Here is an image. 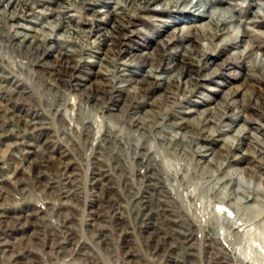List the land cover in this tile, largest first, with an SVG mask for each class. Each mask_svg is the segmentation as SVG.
I'll use <instances>...</instances> for the list:
<instances>
[{
	"label": "rangeland",
	"instance_id": "1",
	"mask_svg": "<svg viewBox=\"0 0 264 264\" xmlns=\"http://www.w3.org/2000/svg\"><path fill=\"white\" fill-rule=\"evenodd\" d=\"M9 1L0 0V264H264V149L236 163L237 138L228 157L221 149L240 126L264 135V71L237 55L264 59V0H203L211 11L233 4L235 22L213 40L200 29L208 20L167 9L171 0ZM30 29L42 32L34 45ZM207 49L212 65L191 63L189 76L208 81L178 72L184 52ZM151 67L163 69L148 82L163 79L168 94L135 86ZM175 77L184 85L167 82ZM235 90L252 124L232 117L224 94ZM217 104L226 110L212 114ZM236 173L245 183L227 188Z\"/></svg>",
	"mask_w": 264,
	"mask_h": 264
},
{
	"label": "bare ground",
	"instance_id": "2",
	"mask_svg": "<svg viewBox=\"0 0 264 264\" xmlns=\"http://www.w3.org/2000/svg\"><path fill=\"white\" fill-rule=\"evenodd\" d=\"M63 1V5L67 3V1H70V0H61ZM78 0H75V2H77ZM85 1V0H83ZM19 2H22V1H19V0H10L9 1V4L10 5H13V4H16V3H19ZM227 4L228 2L225 1ZM27 4V3H26ZM70 4V3H69ZM92 4V3H91ZM68 5V4H67ZM233 4H229V8H227L226 10H210L209 7H207V4L205 3V1L203 0H197V1H191L190 0H171V1H166L164 3V6L167 8V9H172L174 8L178 13H181V12H192L194 11L198 16L199 18H201V20L203 19L204 20H208L207 23L203 24L200 29L201 30H205V31H210L211 34H213V36H209V39L210 40H213L215 39V37H219L220 34L224 33L226 31V27L227 25L235 22V19L233 18V16H229V12L230 11H233V7H232ZM28 6H29V3H28ZM112 25L116 28V29H127V25H125L124 23H117V22H114L112 23ZM198 28V27H196ZM30 31L34 32L33 35L31 36H25L26 39L30 38L32 39V42L31 44L34 45L35 44V41L39 38L40 34L42 33L40 30H33V29H30ZM140 31V30H139ZM189 34V33H187ZM192 34V33H190ZM193 37H191L193 39V41L197 42L199 40V37H198V34L195 33V34H192ZM103 40L105 43L109 42L112 38L114 39V36H113V33H111L110 31H105L104 33L101 34ZM181 38H183V36L181 35L180 37L178 38H174L172 39L171 41H168L167 44H164L162 46H166V45H171L173 44V42L177 41V40H180ZM41 40V39H40ZM44 40V39H43ZM197 40V41H196ZM226 41V40H225ZM109 48V45L107 46ZM130 48V47H129ZM134 48H130V50H133ZM110 50V49H109ZM129 49V53L131 52ZM185 50H187V52L190 49V47H187ZM111 51V50H110ZM132 55V54H131ZM142 55H147V54H142ZM238 56H240L242 59L244 60H248V61H251V57L253 58V60H257V62L261 65V70L262 72L264 71V59H258L256 57H254L251 53V50L250 48H244L243 51H240L238 52L237 54ZM191 56V55H190ZM186 52H184L182 54V59H180L179 63L176 64V66H178L180 63H181V67H179V73H181V75L183 77L187 76L189 79L191 78L192 80L196 79L195 80V83H197L198 81H208V80H204L202 77H200V75H198L197 78H193L191 76H189V66L190 64H202L204 63L205 65H212L210 63V60L213 58L214 56V52L211 51L210 49H207L205 51H202V52H197L196 55H192V57H190ZM148 57V56H147ZM150 58V57H149ZM132 63V61H130ZM175 66V67H176ZM230 66V64H223L221 66H219L217 69H214L216 71H214L212 73V75L215 77H219L220 75H222V72L223 71H226L228 69V67ZM158 68L160 70H162L163 68L161 67H157V68H153L151 67V70L150 72H147L146 75L144 76V78L142 79V81H136L135 82V86L139 84L140 85H143V84H146L148 82V79L152 78L153 77V74L154 72H156V70H158ZM173 68V65L171 63H168L167 64V70H172ZM156 69V70H155ZM221 72V73H220ZM230 76H232V78H234L235 80H238L241 78V74L240 73H231ZM250 77V75H249ZM253 76H251L252 78ZM207 79V78H206ZM163 79H156V81L152 82V83H149V88H152L154 89L155 87L156 88H163L165 89V93L168 94V91H170V87H165L164 88V83L162 81ZM176 80V81H175ZM151 81V80H149ZM172 82L171 84L173 85H184L185 81H182L181 77H178V78H172L170 79L169 81L167 82ZM184 82V83H183ZM222 86V85H221ZM224 87V86H222ZM244 93L242 91H239V90H235V91H230L228 93H225L224 94V98L226 99L227 101V105H228V109L230 110H234L236 111L237 109V105L238 104V99L241 97L242 99L244 98ZM241 103V102H240ZM217 108H213L211 110L212 114H215L217 109H219L220 111H225V107L226 106H223L222 104H217ZM192 113H196V111L192 112ZM204 115L208 113V111H205L203 112ZM232 117L234 118L235 121H240V120H243L245 119V116L244 115H241L240 112H234V114L232 115ZM245 123H249V124H252L253 122L250 123V121H247L246 119L244 120ZM180 123V122H179ZM253 125H257V123H254ZM237 127V126H236ZM233 126H230L229 127V130L227 132H233L235 130V128H233ZM41 130V129H40ZM259 131V130H257ZM2 133V132H1ZM225 133H226V130H225ZM236 135L232 138H229V139H225L223 140V148H221L222 150H225L227 151L226 152V155L228 154V149L231 148L232 146L235 145V142H233L232 139H235L236 140V143H237V148L239 150H241V154L240 156H238L235 160H233L235 163L236 162H243L244 159L246 157H249L251 155V148L253 149H256L254 148V146H257L261 149H264V135L263 136H259L257 133H253V131L247 129L246 127L244 126H240L239 129H237L235 131ZM259 133V132H258ZM27 134V133H26ZM223 135L222 133L220 134V136ZM214 138H219L220 136L216 135L215 132L213 134ZM206 141V140H205ZM217 141V140H216ZM245 141V143H244ZM218 143V142H217ZM211 144V143H210ZM215 144V143H213ZM232 145V146H231ZM233 148V147H232ZM235 148V147H234ZM207 149V148H206ZM203 158L205 159H208L210 158L208 161L210 164H214L215 162V158H211L212 156L211 155H208L207 153H203V155H201ZM226 157V156H224ZM228 157V155H227ZM254 158V157H253ZM254 160V159H253ZM257 161V160H256ZM259 161V160H258ZM260 162V161H259ZM254 163V162H253ZM238 164V163H237ZM248 172L250 173H254V170L252 167L251 168H247ZM255 174V173H254ZM230 176V175H229ZM229 178V177H228ZM244 175H238L237 173L236 174H233L232 175V178L229 179L231 180L230 181V184L229 186H227V188L229 187L230 188V185H233V182L235 180H237L239 183H245V179H244ZM255 178L258 179L257 175H255ZM227 178L224 177L223 180L225 181ZM227 182V181H226ZM261 184L264 185V180H260ZM246 185V184H245ZM248 185V184H247ZM252 201V199H249L247 203H250ZM250 260V259H249ZM251 264H260V262H257L255 261L254 259L252 260L251 259Z\"/></svg>",
	"mask_w": 264,
	"mask_h": 264
}]
</instances>
